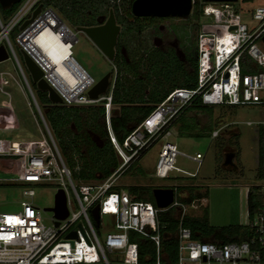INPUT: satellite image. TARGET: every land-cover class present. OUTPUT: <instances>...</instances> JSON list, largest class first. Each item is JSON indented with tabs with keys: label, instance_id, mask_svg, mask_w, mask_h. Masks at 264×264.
Instances as JSON below:
<instances>
[{
	"label": "built area",
	"instance_id": "1",
	"mask_svg": "<svg viewBox=\"0 0 264 264\" xmlns=\"http://www.w3.org/2000/svg\"><path fill=\"white\" fill-rule=\"evenodd\" d=\"M237 1L191 0L192 8L198 4L200 10L195 34V84L193 87L171 89L122 141L117 140L111 126L113 112L118 111V106L112 103L115 66L112 65L113 72L106 92L97 99H91L86 91L96 81L72 57L74 33L64 21L61 23L58 20L52 8L41 7L33 21L26 28L18 30L14 36L16 46L42 70V78L60 96L62 104L87 106L101 103L103 106L105 130L119 164L106 178L90 182L72 179L8 36L32 13L38 0H22L19 9L6 23L0 19V45L3 44L8 55L13 56L42 123V127L38 124L41 135L38 140L9 142L0 139V161L14 164V168L4 167L2 170L15 171L16 177L10 182L23 186L22 196L26 197V200L20 201V211L0 212V264H264V180H260L252 189L257 196L256 206L244 224L246 235L225 243L192 238L190 228L182 223L183 217L187 215L184 212L187 203L176 199L174 195L177 189L172 188V202L159 208L151 202L136 199L122 186L115 188V182L124 170L155 142L168 136L175 120L194 101L210 107L264 104L259 94L264 90V4L249 9L254 23L248 26L242 20L241 7L235 6ZM156 27L173 30L163 22ZM44 29L53 31L59 39L72 41L69 56L89 79L79 91L69 94L60 84H56L30 49L28 43ZM7 75L23 92L19 81L12 74L0 71V92L8 97L6 102H2V106L8 110V116L0 118L4 124L2 129L11 125V120L14 122L15 118L10 93L3 89L8 84ZM220 129L211 130L210 139L217 137ZM179 155L196 162L194 173L174 165ZM201 159L202 155L198 152L189 156L180 153L175 144L162 140L153 175L166 178L171 172H179L191 177L197 173ZM74 170H79L78 164ZM53 181L58 184L56 192L62 190L64 193L67 215L58 219L51 212V224L45 225L33 202L35 193L31 185ZM67 187L73 199L69 197ZM183 193L179 191L177 197L185 196ZM194 201L189 202V205L195 207ZM95 206L98 208L97 224L92 216ZM172 211L178 224L175 232L176 260L171 262L162 259V232L169 226V221L161 220L159 213L168 214ZM102 216L110 218V229L101 240L99 231L102 229ZM71 231L75 232L74 237L68 236ZM131 232L153 242V260L147 256L143 261L139 259L138 244L132 240Z\"/></svg>",
	"mask_w": 264,
	"mask_h": 264
},
{
	"label": "trees",
	"instance_id": "2",
	"mask_svg": "<svg viewBox=\"0 0 264 264\" xmlns=\"http://www.w3.org/2000/svg\"><path fill=\"white\" fill-rule=\"evenodd\" d=\"M132 1L38 0L37 2L42 8H52L60 18L62 17L74 27L96 25L101 22V19L106 14L108 16L110 9L114 13L116 22L122 26L117 37L115 54L111 61L116 68V77L112 89V103L118 106L117 113L111 118V126L118 141H122L142 120L145 114L162 100L171 89L175 87H193L196 79L195 36L181 41L182 38L178 35L180 55H177L176 50L169 46L164 48L136 46L135 36L137 37L141 30L144 29V21L155 23L154 20L156 18L134 17L130 11ZM242 1L249 2L252 0ZM14 10L13 7L5 10L0 7L4 18H9ZM192 10L194 19L198 20L200 18L198 4L193 5ZM163 20L165 19H160V21ZM197 24L198 22L191 23L194 30L197 29ZM194 33L196 34L195 31ZM194 33L192 32L191 34L193 35ZM40 97L44 103H49L45 92H40ZM193 108L201 110V113L208 114V110L212 107L194 101L175 120V123H179L177 133L190 136H198L203 133H208L209 135L214 128L212 129L210 126L200 128L195 124L193 118L184 117V114ZM44 119L63 160L65 159L72 168L76 164L79 165V170L75 173L77 179L84 182L102 180L109 176L117 167L118 157L107 137L102 104L66 106L62 103H51L48 105L46 113H44ZM197 127L202 130L198 131ZM218 137L219 134L213 141ZM259 144L255 177L260 181L264 180V128L262 127L259 128ZM226 147L227 145H223L224 149L222 148V151L226 150ZM134 163L130 164L124 172ZM140 172L143 173V170H140ZM122 187L136 199L153 203L151 190L158 186L129 184ZM172 188L177 189L178 192L186 193V197H179L184 203L205 197L207 193V191L200 192V186L197 184L179 183ZM253 188L251 187L248 191V215L253 213L256 206L257 196L253 194ZM159 218L169 221V226L162 232L160 247L162 259L172 262L176 260L175 232L178 220L173 211L166 215L165 213H159ZM182 223L190 228L193 239L225 243L239 240L246 235L245 227L241 224L219 227L211 225L206 211L201 216L185 215ZM131 236L132 240L138 244L139 259L143 261L147 256L149 260H153V242L147 238L139 237L133 232H131Z\"/></svg>",
	"mask_w": 264,
	"mask_h": 264
},
{
	"label": "rangeland",
	"instance_id": "3",
	"mask_svg": "<svg viewBox=\"0 0 264 264\" xmlns=\"http://www.w3.org/2000/svg\"><path fill=\"white\" fill-rule=\"evenodd\" d=\"M259 4H264V0H252L249 2L238 0L235 3V6L239 5L241 7L242 20L248 26L254 23L249 15V9ZM20 5L21 2L13 5L15 9L14 12L19 9ZM30 15H27L22 22ZM106 16L107 14L101 19V22L105 20ZM9 18H4L0 11L2 23H6ZM160 19L161 18H156L154 24H158ZM163 19H165L162 21L164 24L170 26L176 34L180 35L179 37L182 38L181 41L187 38H193V36H195L194 31L197 32V29L194 30L191 26V23L198 22L194 19L193 10L186 19L175 17ZM63 21L74 33L75 41L71 47V55L76 62L80 64L95 81H98L107 72L112 74V63L104 57L83 33L76 31V28L66 20L63 19ZM144 22L146 25L150 23V21ZM19 26L8 36L16 56L23 66L29 84L39 104L41 115L44 118V113H46V109L51 102L44 103L42 101L40 97V92L42 91L37 89L35 83H33L30 78L29 72L25 68L22 54L14 41V36L18 32ZM148 31L149 29H142L141 33L137 37L135 36L136 46L143 45L144 47L148 45L150 39L148 38L149 42L145 39ZM192 32L194 33L193 35L191 34ZM162 40L166 42L172 41L173 39L172 36L166 35ZM2 70L12 74L21 82L25 95L13 82L11 77L7 75L8 84L3 86V89L10 93V101L15 112V123H11L12 126L9 125L2 129L1 127H3L4 124L0 122V139L9 142L40 139L41 135L38 124L42 127L41 120L37 115V110L32 104L15 60L11 54L8 59L0 62V71ZM259 94L260 97L264 99V90H261ZM7 99L8 97L0 92V118L2 116H8L7 108L2 106V102H6ZM184 117L193 118L195 124L200 128L205 126H210L212 129L221 128L219 137L213 141V139H210L208 133H203L198 136H190L187 134L179 135L177 133L179 123L174 122L170 129L169 136H167L166 139L155 142L147 149L142 157L134 160L135 163L124 172V174L118 177L115 182V187L119 188L124 185L138 184L172 188L179 183L197 184L200 186V192L207 191V193L205 197L198 198L197 201H194L195 207L190 206L187 202L184 211L187 215L198 216L206 211L209 223L216 227L246 224L248 222L246 193L248 189L260 182L256 179L255 175L260 148L259 128H264V104L214 106L208 110V114L204 112L201 113V110L193 108L188 110L184 114ZM245 122H251V124H246ZM225 124L228 125L223 127ZM199 127L196 129L201 131L202 129H199ZM162 140L175 144L180 153L192 156L198 152L202 155L201 164L194 176H185L179 172H171V175L166 178H159L153 175L154 163ZM223 145H227V147L226 150L222 151ZM228 151L232 153L225 156L224 152L228 153ZM229 157L231 158L228 159ZM64 161L70 170L72 179L76 180L77 177L75 173L77 171L74 170L75 166L72 168L65 159ZM117 162L119 164L118 158ZM174 165L190 173H194L197 167L196 162L180 155L175 158ZM228 165H230V169ZM4 167L12 169L14 168V164L0 161V212H18L21 210L20 201L26 200V197L22 196L24 187L18 185L14 181L10 182L11 179L16 177V173L15 171H3L2 168ZM140 170H143V173H141ZM57 187L58 184L56 181L48 184L31 185L35 193L33 202L37 206L45 225L51 224L50 217L52 213L51 211H45L44 208L53 206L54 194ZM67 192L69 197L73 199L69 187H67ZM177 195L178 191H176L174 196L177 200H180ZM152 204H154V200ZM101 226L102 229L99 231V237L102 240L105 233L110 229V218L108 216L101 217Z\"/></svg>",
	"mask_w": 264,
	"mask_h": 264
},
{
	"label": "water",
	"instance_id": "4",
	"mask_svg": "<svg viewBox=\"0 0 264 264\" xmlns=\"http://www.w3.org/2000/svg\"><path fill=\"white\" fill-rule=\"evenodd\" d=\"M22 0H0L1 9H9L14 4L20 3ZM204 1H232L237 0H204ZM191 0H133L130 5V11L134 17H154L167 18L175 17L186 19L191 13ZM41 10V5L38 4L32 10L31 16L25 19L19 29L26 28L36 17ZM58 20L63 23V20L57 16ZM76 31L83 33L92 44L104 55V57L112 61L115 53V46L117 37L120 32V25L116 22L113 11L110 9L108 16L102 23L92 26H76ZM177 55H180L178 50ZM25 68L29 72L30 78L35 83L39 91L45 92L47 99L54 104L61 103L60 96L51 88V86L42 78V70L25 52H21ZM9 55L7 49L3 44L0 45V62L8 59ZM110 73H105L98 81H96L86 91V95L91 99H97L103 95L109 86ZM114 115L116 111L113 112ZM229 157L228 159H230ZM154 204L159 208L168 206L173 200V189L154 187L151 190ZM45 211H51L55 217L62 219L67 215L65 206V197L62 190H58L54 194V203L52 207L44 208ZM92 216L95 223H98V208L95 206L92 209ZM57 224V222L55 223ZM69 237H74L75 232L68 233Z\"/></svg>",
	"mask_w": 264,
	"mask_h": 264
},
{
	"label": "bare ground",
	"instance_id": "5",
	"mask_svg": "<svg viewBox=\"0 0 264 264\" xmlns=\"http://www.w3.org/2000/svg\"><path fill=\"white\" fill-rule=\"evenodd\" d=\"M70 42L72 41L59 39L53 31L44 29L28 43L41 64L48 70L49 77L64 90L69 91V94L79 91L81 86L89 81L85 72L69 56Z\"/></svg>",
	"mask_w": 264,
	"mask_h": 264
},
{
	"label": "flooded vegetation",
	"instance_id": "6",
	"mask_svg": "<svg viewBox=\"0 0 264 264\" xmlns=\"http://www.w3.org/2000/svg\"><path fill=\"white\" fill-rule=\"evenodd\" d=\"M164 21V20H163ZM162 21H160L159 23H161ZM102 23V22H100ZM98 23V24H100ZM96 24V25H98ZM144 29H149L148 31V34L147 36L145 37V39L148 41L149 39V43L147 46H150V47H159V48H164L166 46H169V47H173L176 52L179 50V37H178V34L175 33L174 30L170 31V30H167L165 28H163L162 30L160 29H157V24H154V23H149V24H144ZM121 28L122 26L120 25V31H121ZM120 33V32H119ZM119 35V34H118ZM172 36V41H166V42H163L162 38L164 36ZM151 37V38H150ZM149 38V39H148ZM117 44V43H116ZM115 50H116V46H115ZM123 51V50H122ZM180 51V50H179ZM124 52V51H123ZM181 52V51H180ZM115 54V53H114Z\"/></svg>",
	"mask_w": 264,
	"mask_h": 264
},
{
	"label": "crops",
	"instance_id": "7",
	"mask_svg": "<svg viewBox=\"0 0 264 264\" xmlns=\"http://www.w3.org/2000/svg\"><path fill=\"white\" fill-rule=\"evenodd\" d=\"M3 71V70H2ZM19 83H20V85H21V88H22V90H23V93H24V95H25V92H24V88H23V85L21 84V82L19 81ZM18 86V85H17ZM31 87V86H30ZM18 88L20 89V87L18 86ZM32 89V88H31ZM21 90V89H20ZM33 91V90H32ZM34 93V92H33ZM117 113V112H116ZM11 122L12 123H15V122H13L12 120H11ZM225 125H228V124H225ZM215 129V128H214ZM169 136V135H168ZM167 138V136L165 137V138H163V139H166ZM230 152L228 151V153H226V152H224V155L226 156V155H228ZM228 168L230 169L231 167H230V165H228ZM248 191H249V189L247 190V193H246V210H247V212H248V205H247V197H248ZM185 196H183V197H186L187 195H186V193L184 192L183 193ZM198 199H196L195 201H197ZM200 200V199H199ZM193 216H197V215H193ZM198 216H201V215H198Z\"/></svg>",
	"mask_w": 264,
	"mask_h": 264
},
{
	"label": "clouds",
	"instance_id": "8",
	"mask_svg": "<svg viewBox=\"0 0 264 264\" xmlns=\"http://www.w3.org/2000/svg\"><path fill=\"white\" fill-rule=\"evenodd\" d=\"M111 62V61H110ZM110 79V78H109Z\"/></svg>",
	"mask_w": 264,
	"mask_h": 264
}]
</instances>
